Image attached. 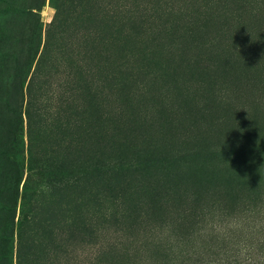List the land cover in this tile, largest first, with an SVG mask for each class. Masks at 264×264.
<instances>
[{"label": "rangeland", "instance_id": "obj_1", "mask_svg": "<svg viewBox=\"0 0 264 264\" xmlns=\"http://www.w3.org/2000/svg\"><path fill=\"white\" fill-rule=\"evenodd\" d=\"M0 264H264V0H0Z\"/></svg>", "mask_w": 264, "mask_h": 264}]
</instances>
